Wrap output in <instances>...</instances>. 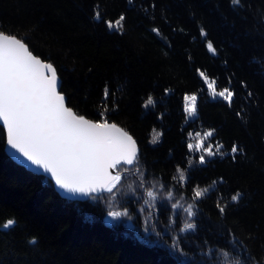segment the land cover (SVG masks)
I'll return each mask as SVG.
<instances>
[{"label": "trees", "instance_id": "obj_1", "mask_svg": "<svg viewBox=\"0 0 264 264\" xmlns=\"http://www.w3.org/2000/svg\"><path fill=\"white\" fill-rule=\"evenodd\" d=\"M94 6L112 30L93 18ZM0 32L55 67L67 107L128 132L139 156L114 198L70 201L7 157L0 127V225L16 222L0 227V264H264V0H0ZM197 69L234 91L231 106L212 98ZM186 93L198 96L193 117ZM149 95L155 104L145 108ZM209 130L205 146L222 144L225 154L200 164L204 153L187 145ZM233 144L243 149L235 158ZM196 187L208 189L199 200ZM124 208L131 219L107 215ZM185 223L195 228L181 233Z\"/></svg>", "mask_w": 264, "mask_h": 264}, {"label": "snow or ice", "instance_id": "obj_2", "mask_svg": "<svg viewBox=\"0 0 264 264\" xmlns=\"http://www.w3.org/2000/svg\"><path fill=\"white\" fill-rule=\"evenodd\" d=\"M132 3V0H129ZM234 7H239L241 0H231ZM93 18L102 21L101 13L94 6ZM121 15L115 21L116 27H121L124 21ZM106 23L109 30L113 29L112 21ZM153 32L159 34V29L153 28ZM200 35L206 36L201 29ZM207 51L216 55V49L211 41L207 42ZM202 78L212 98L220 97L231 106L234 91L229 87L217 90L215 79H209L205 72L196 70ZM57 70L51 63L42 61L33 55L29 47L21 39L0 32V122L6 132V142L13 149L22 162H29L37 169H41L55 182L57 188L70 196H83L92 199H102L101 193H108L115 197V191L123 180L122 172L139 160L136 141L128 132L110 124L107 120L93 122L82 115L75 113L66 106V98L57 91ZM110 94L108 87L104 90V99ZM167 94V90L165 91ZM252 95L251 92L248 93ZM197 94H184L183 110L187 117H193L197 113ZM155 101L149 95L144 102V107L153 106ZM241 113H237L239 116ZM153 137V143L158 142V136ZM191 135V134H189ZM200 133H197L199 136ZM214 135V130L203 133V140H199L195 146L188 144L189 152L199 151V163H206L205 156L224 155L220 149L224 146L218 144L213 150V145L205 146L204 141ZM243 152L238 145L233 144L230 153L235 155ZM177 173L181 182L186 180L184 172L178 167ZM177 177H173L176 179ZM216 182L214 181L213 184ZM208 191L207 188L193 189V200H199ZM173 193L168 192L171 197ZM148 197H153V192H147ZM240 193L231 196L232 202H237ZM111 204V200L108 201ZM177 207L176 203L172 208ZM194 205L189 204L183 211L189 218L195 215ZM220 213L225 208L217 205ZM113 221L122 217L131 219L127 208L110 210L107 213ZM13 219H8L0 227L10 229L15 226ZM195 228L193 223H185L180 229L181 233ZM148 229L145 228V232ZM155 232V228L152 229ZM159 236V233H156ZM31 243H36L32 240ZM173 251L185 255L181 248L180 240L173 238L171 245ZM228 253L225 252L224 256ZM230 264H242L236 258Z\"/></svg>", "mask_w": 264, "mask_h": 264}, {"label": "water", "instance_id": "obj_3", "mask_svg": "<svg viewBox=\"0 0 264 264\" xmlns=\"http://www.w3.org/2000/svg\"><path fill=\"white\" fill-rule=\"evenodd\" d=\"M59 84H60V82H59V79H58V88H57L58 92H59ZM110 124H112V123H110ZM0 127L2 128L3 134H4V152L7 155V157H9L15 164L23 167L25 170L29 171L30 173H33V174H36V175H39V176H42V177L46 178L50 182V184L52 185L53 190L55 191V193L59 197H61L63 199H67V200H70V201H78L79 202V201H83V200L88 198V197H83V196H70V195L64 193L63 190L57 188V186L55 185V182L51 179V177L49 175H47V174H44L41 169L35 168V166L31 165L29 162H22L23 158L20 157L18 153H16L13 149L9 148V146L7 145L6 132H5V129L3 127L2 122H0Z\"/></svg>", "mask_w": 264, "mask_h": 264}, {"label": "rangeland", "instance_id": "obj_4", "mask_svg": "<svg viewBox=\"0 0 264 264\" xmlns=\"http://www.w3.org/2000/svg\"><path fill=\"white\" fill-rule=\"evenodd\" d=\"M107 220H110V218L107 217ZM129 224H127V227H128Z\"/></svg>", "mask_w": 264, "mask_h": 264}]
</instances>
